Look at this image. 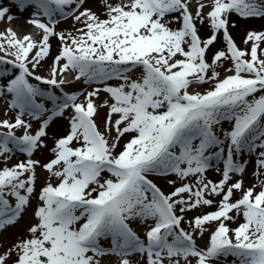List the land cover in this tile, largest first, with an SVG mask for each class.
<instances>
[{
	"label": "snow or ice",
	"instance_id": "snow-or-ice-1",
	"mask_svg": "<svg viewBox=\"0 0 264 264\" xmlns=\"http://www.w3.org/2000/svg\"><path fill=\"white\" fill-rule=\"evenodd\" d=\"M86 3L0 0V23L28 12L42 34L0 32V65L18 71L0 70L9 117L0 119V234L29 210L34 220L0 264H264V32H247L242 50L229 31L233 15L264 19V0H200L195 12L193 0H102L99 15ZM60 18L81 27L57 31ZM220 37L226 47L209 61ZM52 38L61 46L44 77ZM68 75L91 91H65ZM101 93L109 99L97 105ZM60 120L68 132L49 149L47 130ZM42 150L52 154L44 164L33 158ZM17 154L25 158L10 164ZM212 161L223 165L218 182L206 175ZM249 161L258 183L246 188L233 177ZM37 168L49 177L39 190ZM155 178L180 184L166 193Z\"/></svg>",
	"mask_w": 264,
	"mask_h": 264
},
{
	"label": "rangeland",
	"instance_id": "rangeland-1",
	"mask_svg": "<svg viewBox=\"0 0 264 264\" xmlns=\"http://www.w3.org/2000/svg\"><path fill=\"white\" fill-rule=\"evenodd\" d=\"M196 1L200 0H193V4L196 3ZM115 2V0H114ZM204 2H207V0H204ZM86 8H90L93 12L99 14H102L104 9H103V5H102V0H87V3L85 4ZM195 9H192L193 12H195ZM209 9H204L205 14L207 13ZM15 11V10H13ZM101 18H103V16L101 15ZM230 21L232 24H235V27H230L229 31L231 36L233 37L235 43L237 44V46L242 49V50H246L247 46L243 43L247 32L249 31H256V32H264V19H260V18H251L248 20H244L242 18H238L235 15L230 17ZM12 23V22H11ZM3 24L0 23V32L4 31L6 28H11L12 24ZM205 26V31L204 32H199V35L202 38H208L211 35V31L210 28L207 26V21L204 24ZM81 27V25L79 24H75L74 21L72 19H63L60 18L59 23L57 24V31L60 32H73L75 33V28H79ZM173 27H179V25H173ZM40 36L42 38V34L40 32ZM220 39L222 40V37H220ZM51 42V50H50V56L48 58H46L45 61L42 62V66L38 68L37 73L44 76V77H48L49 76V70H50V66L52 64V60L55 57V55L58 54V51L60 49V42L56 39V38H52L50 40ZM222 44L223 46H220L219 48L216 47V44L214 47L211 48V50L208 53V60L211 61L212 59V53H214L217 50H221V49H225L226 45L222 40ZM4 54L2 52H0V56H3ZM7 59V57H5ZM9 58V57H8ZM230 63L225 64L224 68H220L218 69V71L220 72V78H223L225 75H228L230 73L226 72V68L230 67ZM7 70L12 78H14L15 75H18V71L14 70L12 68L11 65H0V70ZM71 75L67 76V81H71L70 79ZM74 79V78H73ZM33 83H37L35 81H32ZM68 82L64 85L66 88L68 87L69 90H65L69 93H81V92H87V91H91V88H89L87 85L82 84L81 82H78V87L77 86H73V85H69ZM110 83H115L110 82ZM70 86V87H69ZM45 88H47V86H43ZM211 85H203L202 87L193 89L192 91H200L203 92L205 90H207L208 88H210ZM10 99V97H9ZM82 99V96H81ZM109 99L106 93H101L99 98L96 99V104L100 105L104 100ZM7 99H2L0 98V109L2 107H4L5 105H7L8 102L5 101ZM43 102V101H42ZM48 107H51L50 102H46ZM6 107L3 110V114H0V119H5L7 117L4 116V112L6 111ZM107 115V108H99L98 109V115L95 118L97 120V123L100 122V124H102V126H100L101 130H103V124H104V120L106 118ZM10 116H14V114H10ZM9 118V117H8ZM65 122H67V120H65ZM33 126L34 128L36 127V122L33 121ZM229 124L227 122H224L223 127L224 129H228L229 128ZM48 132V136L46 138V142L48 144V146L51 148L53 146V140L56 138H60L63 137L64 135L67 134L68 132V123H67V127L63 129L62 132L60 133H55L52 132L50 129L47 130ZM113 135H115V133H113ZM127 138H122L121 140V147L123 145V143L126 142ZM120 148L117 149V151H119ZM42 151L34 154L33 158L37 159L41 162V164H44L46 162H48L51 158H52V154H48L47 156H43ZM25 157L21 154H17L14 159L12 161H10V164H15L17 162H19L20 160H23ZM222 162H218V161H212L211 162V167L209 169V171L206 173L207 178L209 180H212L213 182H218L221 179V175L216 171V168H222ZM251 166L253 167V169L251 168ZM253 171H254V163L252 161H249L247 163V168H246V173L241 177L238 175H235L233 177V180H237V179H243L244 181V186L247 187H251L253 184L258 183L257 179L253 176ZM37 174H38V180H37V190H39L40 187H42L45 183L46 180L49 178L48 174L42 169V168H37ZM252 177V178H251ZM172 179H176L175 177H171ZM253 179V180H252ZM253 181V182H252ZM155 182L158 183V186L161 187V189L163 191H165L166 193L171 192L174 187L179 186L180 181L177 180V184L176 185H169L167 183V181L165 179H161V178H155ZM237 196L239 195L238 193L236 194ZM217 200L219 199V197L216 198ZM36 206V201H33V207ZM215 207L212 208H207L205 211L207 212H211V211H215ZM201 213L198 211H193L191 213H188V215L186 216V219H189L191 217H194L196 215H200ZM34 223V220L31 218V210H29V214L27 216H25L24 220L20 223L19 227H14L9 229L8 231L0 234V251H3L5 248L10 247L14 242L17 241L18 238H22L24 236L27 235L26 233V229L27 227L31 224ZM239 223V221H238ZM134 230L137 231V233L141 236V238H143L144 235V231L145 228L143 226H137L136 224L132 225ZM236 224H232L231 227H236ZM185 227L187 228V224H185ZM197 240V244L200 247H204L206 242H207V233L205 234V236L202 238L199 235H197L196 237ZM104 246H107V242H104ZM233 260L234 258L232 257H228L226 264H233ZM111 264H115V260L111 261ZM133 264H135V260H133ZM215 264H225V261L223 258H221L219 261H216Z\"/></svg>",
	"mask_w": 264,
	"mask_h": 264
},
{
	"label": "bare ground",
	"instance_id": "bare-ground-1",
	"mask_svg": "<svg viewBox=\"0 0 264 264\" xmlns=\"http://www.w3.org/2000/svg\"><path fill=\"white\" fill-rule=\"evenodd\" d=\"M199 3V1H196V3L195 4H193L192 5V9H195L196 8V5ZM29 18V13L28 12H25L22 16H17V18L15 19V20H13V25H14V28H15V26H17V29H18V31H19V33H21L22 35V37L24 36V35H29V33H30V28L32 27L31 25H29L28 23H27V19ZM197 27H198V29H199V32H204L205 31V26H204V24L203 25H201V24H199V23H197ZM21 37V38H22ZM42 38H41V36L40 35H38L36 38H35V41H37V42H39L40 40H41ZM50 44H51V42H50ZM220 46H223V44H222V40L220 39V42L219 43H217L216 44V47H220ZM8 58V57H7ZM10 58V57H9ZM70 79H71V81H69L68 82V84L71 86V85H75V86H77L78 87V82L77 81H75L74 79H73V77L72 76H70ZM69 86V87H70ZM64 87V89L65 90H69L68 89V87L66 88L65 86H63ZM2 99H4V98H2ZM82 99H83V97H82ZM5 101H7V100H5ZM5 103H8V102H5ZM6 107V105L4 106V107H2L1 109H0V114H3V110H4V108ZM11 114V113H10ZM8 118V117H7ZM100 126H102V124H100V122L98 123ZM67 127V122H65V120H60L59 122H54L50 127H49V129L52 131V132H55V133H60V132H62L63 131V129L64 128H66ZM48 148L50 149V147L48 146ZM41 152V151H40ZM43 156H47L48 154H50V152L48 151V150H42V153H41ZM251 168L253 169V167L251 166ZM252 178V177H251ZM253 180V179H252ZM253 182V181H252Z\"/></svg>",
	"mask_w": 264,
	"mask_h": 264
}]
</instances>
